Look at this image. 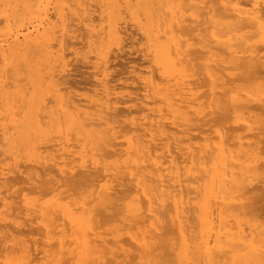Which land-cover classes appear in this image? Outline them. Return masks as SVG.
Segmentation results:
<instances>
[{"label": "bare ground", "instance_id": "1", "mask_svg": "<svg viewBox=\"0 0 264 264\" xmlns=\"http://www.w3.org/2000/svg\"><path fill=\"white\" fill-rule=\"evenodd\" d=\"M263 134L264 0H0V264H264Z\"/></svg>", "mask_w": 264, "mask_h": 264}, {"label": "rangeland", "instance_id": "2", "mask_svg": "<svg viewBox=\"0 0 264 264\" xmlns=\"http://www.w3.org/2000/svg\"><path fill=\"white\" fill-rule=\"evenodd\" d=\"M122 65L118 66V71L120 69V71L122 70V68H119L121 67ZM125 70V69H124ZM81 73H83V71H85L84 69H80ZM79 71V76L76 78L77 80H79L81 83L85 84L86 81L88 80L87 77H88V74L87 73H83L81 74ZM117 71V69H116ZM199 82H202L203 81V78L202 76H200ZM228 114L227 110H224V111H221L219 112V114L217 113V116H216V119H222V117H225L226 115ZM214 117V116H213ZM218 117V118H217ZM216 120V121H218ZM215 122H211L209 123L208 125H206L204 128H208L210 125L214 124ZM227 125H230L229 123ZM258 140V138H257ZM259 140H261L262 144H263V140H264V134L261 135L259 137ZM127 186L125 188H122V189H126ZM251 199L249 200V203H248V211L249 213L253 216H257L259 217V219L263 218L264 219V193L261 191V190H255V193L253 195H251ZM103 219V218H102ZM104 220V219H103Z\"/></svg>", "mask_w": 264, "mask_h": 264}]
</instances>
